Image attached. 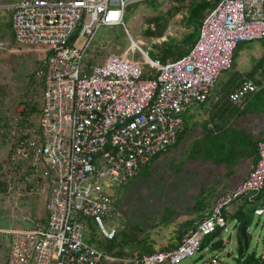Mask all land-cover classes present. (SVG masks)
I'll list each match as a JSON object with an SVG mask.
<instances>
[{"label": "built area", "instance_id": "built-area-1", "mask_svg": "<svg viewBox=\"0 0 264 264\" xmlns=\"http://www.w3.org/2000/svg\"><path fill=\"white\" fill-rule=\"evenodd\" d=\"M146 0H20L12 6L17 45L44 51V80L35 125L12 155L23 169L17 177L5 172L8 192L47 194L48 219L34 229H10L6 264H100L110 258L85 240V219L107 239L116 233L104 221L120 218L114 198L120 188L176 143L183 115L204 103L220 75L231 66L241 43L264 38V0H208L197 40L187 55L167 63L144 56L154 78H143L144 66L112 55L84 69L90 43L101 27L123 24L129 4ZM121 10L119 23L104 18ZM85 42L79 43L81 39ZM258 92L241 78L227 95L240 107ZM247 177L217 197L210 214L171 248L128 258L126 264H225L211 253L207 236L225 230L223 215L246 198L257 202L254 215L264 216V140ZM263 264V263H258Z\"/></svg>", "mask_w": 264, "mask_h": 264}, {"label": "rangeland", "instance_id": "rangeland-1", "mask_svg": "<svg viewBox=\"0 0 264 264\" xmlns=\"http://www.w3.org/2000/svg\"><path fill=\"white\" fill-rule=\"evenodd\" d=\"M17 1L0 0V18L5 17L6 14L8 15L13 4ZM172 3L169 0H146L129 4L125 10L121 26L101 27L95 33L90 43V54H94L92 53L93 51L97 52L96 62L99 63L112 55L126 53L129 60L146 67L143 54L132 45L131 40L134 45L137 44L146 55L150 56L153 44H161L164 38H147L143 36L142 32L149 27L153 29V25L150 23L151 18L157 12H167L173 6ZM183 10L175 19L173 17L170 18L164 35L168 39V36H172L173 41H178L181 38L179 33L184 27L182 18L185 17L184 12L186 11L185 9ZM1 21L4 22V18H1ZM10 39L8 41H0V117L2 119L10 118L9 120L13 121L24 109L23 103L17 105V102L23 99L25 76L35 70L36 62L43 61L44 51L36 46L13 44ZM82 41L85 42L86 39H81L79 43H82ZM246 44V48L240 53L236 62V67L220 75L209 97L208 101L210 102L207 101L210 103L208 104L210 110H207L205 118L199 112L198 116L195 117V122L202 123L204 119H207V121H213L218 126L222 124V121V126L236 123L231 118H227L229 111L234 106L229 105L227 102L226 97L229 92L226 91L225 86L232 81V79H229L236 73L239 78L233 86L234 89L241 78L247 77V74L254 68L255 60L261 58L263 54L260 42L252 41ZM217 106L220 107L219 111H217ZM244 107L245 105L243 104L235 108L241 110ZM11 116H13L12 119ZM253 123L254 131L261 130L264 134V119L255 118ZM198 135L199 133H196V130L192 132L186 139L185 145ZM11 144L10 138L6 140V143H2L0 136V174L1 172H6L5 161ZM183 150L185 151L186 149L177 147L158 157L149 166L148 178L144 177L145 175L143 174H146L144 171L119 196L115 195L118 201L116 208L120 213V218L112 219L109 223L104 221V224L107 230L114 228L116 233L118 232V244L120 243L118 251L125 255L121 256V258L112 256L100 247L99 249L102 252L115 258V260L103 258L100 264H126V259L130 258L126 254L131 252V246L132 248H138L135 240L143 239L151 251L176 243L178 241L176 232L180 226L188 221L199 220V212L195 209L196 202L201 198L204 203L209 201L210 196L208 194H203L202 197L199 196L200 188L204 182H206V188L214 185L216 194L223 190V184L229 182L223 178L220 184H216L218 177L208 179L207 175L209 168H211L210 166L205 169L200 167L199 171L196 169L197 165L187 164L184 169H181L180 163L183 159ZM175 167L178 172H176ZM219 172L220 170H216L217 174ZM246 173L239 176L240 180L245 177ZM203 177L205 178L204 182L202 181ZM40 191L41 188L28 194L2 193L0 191V264L9 255V235L6 233L7 230L34 229L42 225V220L48 218L47 203L49 201L47 194L45 191L42 193ZM214 197L215 195L211 197L210 202L213 201ZM231 213L233 214L234 211H231ZM243 217L249 223L246 231L247 248H245L243 239L239 238L238 220L235 217L227 216L225 230H222L219 237L214 239L215 241L220 239L222 246L212 252H206V256L214 253L225 264H242L240 258L249 255H255L256 258L260 257L264 261V216L258 217L254 215L253 208L247 206L244 209ZM88 221V224L84 222L85 238L104 246L106 243L105 237L91 220ZM125 244L127 245L125 246ZM136 248L133 252L139 253L141 250ZM182 264H191V261L184 260Z\"/></svg>", "mask_w": 264, "mask_h": 264}, {"label": "trees", "instance_id": "trees-1", "mask_svg": "<svg viewBox=\"0 0 264 264\" xmlns=\"http://www.w3.org/2000/svg\"><path fill=\"white\" fill-rule=\"evenodd\" d=\"M20 1V0H18ZM17 1V2H18ZM172 1V5L170 9L165 12H157L155 16H153L150 21L151 25H153V29L147 28L142 32L144 37L151 38V39H160L164 37L166 32V27L170 22V18H174L176 15L183 12L185 9L186 13L185 17L183 18L182 24L183 26L190 30L189 33L184 35L180 40L173 41L172 39H168L163 41L161 44H153V50L151 51V55L148 56L152 60H157L160 63L164 64L167 62L175 61L185 55L188 54L190 49L195 44L198 31L201 25L203 18L205 17L207 11L211 7V2L208 0H169ZM16 2V3H17ZM187 4V5H186ZM187 6V7H186ZM12 8H11V11ZM5 15L4 22L1 21L0 18V41H8L11 40L13 44H16L13 31H12V13ZM260 42L261 47L263 48V54L261 58L255 60L254 68L247 74V77L252 79L255 85L259 88L258 92L252 96L248 102L245 104V107L240 109L233 108L229 111L227 118H231L233 121H236L235 124H231L222 126V124L218 126V124L214 123L213 121H207L204 119L202 123H198L192 121L190 119L183 120V127L181 131L178 133V137L176 143L171 146L167 152H170L172 149L177 147H182L183 149V159L181 160L180 167L181 169L185 168L187 164H195L198 167L197 170L200 171V167L205 169L207 167H211L208 170V179H212L213 177H218V180L215 182L216 184H220L221 180L224 178L228 180L227 184H223V190L219 193H215L214 189L215 186L212 185L211 187L206 188L203 177L204 184L200 188L199 196L202 197L203 194H208L210 196L209 201L204 203V200L201 198L196 202L195 209L198 210L199 216L197 221H188L185 222L180 226V228L176 232V239L179 241L180 238L188 232L190 229L194 228L197 223H199L203 218L210 214L211 208L213 203L217 197H219L224 192L231 190L232 186L235 182L240 179V175L244 173H249L248 171L251 170L252 166L256 163L257 160V145L260 141L264 140V134L261 130L254 131V123L253 121L256 119H264V38L258 40ZM250 43V42H247ZM246 43L239 44L233 52L232 61L230 69H234L236 67V62L240 56V53L246 48ZM91 51L88 52L85 60H84V69L89 70L92 66L97 65L99 63L96 62V58L98 57L97 52H92L94 54H90ZM37 66L35 70L28 74L26 77V82L24 85V93L22 96V100L17 102V105L23 103L24 109L22 112L16 116L13 121H10V118L2 119L0 117V136L2 143H6V140L10 138L11 140V147L6 157V172H11L17 177L19 174L22 176L25 174L23 169L20 165L13 164L11 157L16 152L17 144L20 139L24 136L25 129H28L35 125L36 119L39 114L38 105H39V98L43 91L44 80L41 74L43 61L36 62ZM154 70H151L149 66L144 67V74L143 78H154ZM239 77L236 73H234L229 80L232 79L231 82L226 84L225 88L226 91L231 93L241 82V79L237 83V86L233 89L235 82ZM228 80V81H229ZM1 89V88H0ZM228 93V94H229ZM1 99V95H0ZM205 105V104H204ZM230 105V104H229ZM209 108L205 107V112H207ZM220 110V107L217 106V111ZM209 111V110H208ZM13 116H11V119ZM205 118V117H204ZM13 122V124H12ZM212 124V126L210 125ZM223 127V128H222ZM196 130V133H199L197 137H195L190 143L185 145L186 139L190 136L192 132ZM166 152V153H167ZM163 153V154H166ZM163 154H159L152 159L150 164L144 167L136 177L129 180L124 186H122L117 193L119 196L124 189L128 188L133 181H135L143 172L145 171L146 174L144 177H149V169L150 165L156 160L158 157L162 156ZM248 166V169H247ZM1 168V164H0ZM245 169V170H244ZM176 172H178L177 168L175 167ZM216 170H220L219 174L216 173ZM244 170V171H243ZM207 171V169H206ZM5 172H1L0 174V191L2 193H9L8 192V185L5 183L3 177ZM23 177V176H22ZM212 177V178H211ZM207 178V177H206ZM225 187V188H224ZM31 186L24 190V194H28ZM214 197L213 201L210 202L211 197ZM197 196V197H199ZM118 201L114 198V207L116 206ZM247 206H251L253 211L255 207L258 206V203L249 202L246 198L243 199L241 203L237 206V209L234 213L224 212L223 215L226 219L227 216L235 217L238 220L239 230L241 226L248 227V221L244 220L243 212ZM48 219V218H47ZM46 220H42L41 224L44 225ZM90 219H85L87 222ZM89 222V221H88ZM87 222V224H88ZM227 222V221H226ZM88 226V225H87ZM221 229H217L213 234L207 236L203 242V246L206 244L212 243L211 250L214 251L216 248H220L222 246V242L219 240L215 241L216 237H219L221 234ZM247 235V233H246ZM241 239V237H239ZM106 239L105 245H100L99 243H95L92 240H85L92 245H95L98 249L101 247L102 250L108 252V254L112 256H123L124 253L118 251V232L115 233V236L112 239ZM178 241L168 247L164 248H171L174 247ZM136 245L138 248L131 246V252H128L126 255L133 257L135 254L141 255L145 253H151L150 247L146 244L143 239L135 240ZM127 244H125L126 246ZM136 249H140L139 253L133 252ZM163 249V248H160ZM100 250V249H99ZM240 253L241 247H240ZM240 262L242 264H258L263 263L264 261L258 257L256 258L255 255H249L246 257H241ZM6 262L2 264H6Z\"/></svg>", "mask_w": 264, "mask_h": 264}, {"label": "crops", "instance_id": "crops-1", "mask_svg": "<svg viewBox=\"0 0 264 264\" xmlns=\"http://www.w3.org/2000/svg\"><path fill=\"white\" fill-rule=\"evenodd\" d=\"M14 5V4H13ZM179 15V14H178ZM186 15V13L184 14V16ZM177 16V15H176ZM175 16V17H176ZM175 17H174V19H175ZM183 19V18H182ZM175 23V22H174ZM190 32V30H188V29H186L185 27H183V30L181 31L180 30V35H181V38L184 36V35H186L187 33H189ZM198 33H199V31H198ZM170 39H172V36H168ZM164 38V39H163ZM167 38V36L165 37H162V39H163V41H166V40H168V38ZM180 38V39H181ZM179 39V40H180ZM1 43V42H0ZM146 54V53H145ZM148 56V55H147ZM246 78H248V77H246ZM248 79H250V78H248ZM250 80H252V79H250ZM253 81V80H252ZM254 82V81H253ZM255 84V83H254ZM214 90V89H213ZM213 90L210 92V94H209V96H208V99L204 102V103H201V104H199V105H197V106H195V107H193L192 109H190V110H188V111H186L185 113H184V115H183V120L184 119H190V120H192V121H195L196 119H195V117L196 116H198V114H199V112H201V114H202V117L204 116L205 117V115L207 114V112H205V107L207 106V107H209V105L208 104H210V103H208V102H210V101H208L209 100V97H210V95L212 94V92H213ZM258 90H259V88H258ZM208 101V102H207ZM228 102V101H227ZM248 102V100H246V102H244L243 104L245 105L246 103ZM205 104V105H204ZM228 104H230L229 102H228ZM231 106H234V105H232V104H230ZM234 107H238V106H234ZM209 110H210V107H209ZM211 126H212V124H210ZM261 142V141H260ZM249 172V171H248ZM247 175H248V173H246V175H245V177L242 179V180H238L237 182H235L234 184H233V186H232V189L233 188H235L237 185H239L246 177H247ZM231 189V190H232ZM239 205V204H238ZM238 205H233V206H231L230 207V210L228 211V212H230L231 213V211H235L236 209H237V206ZM46 224V222L44 223V225ZM111 257V256H110ZM111 258H113V259H115L114 257H111ZM119 258H121L120 256H119ZM6 260H8V257H7V259ZM6 260L5 261H3V263L4 262H6ZM127 260V259H126Z\"/></svg>", "mask_w": 264, "mask_h": 264}, {"label": "clouds", "instance_id": "clouds-1", "mask_svg": "<svg viewBox=\"0 0 264 264\" xmlns=\"http://www.w3.org/2000/svg\"><path fill=\"white\" fill-rule=\"evenodd\" d=\"M121 15H122L121 10H112L108 12V14L105 16L104 23L109 26L118 24Z\"/></svg>", "mask_w": 264, "mask_h": 264}, {"label": "water", "instance_id": "water-1", "mask_svg": "<svg viewBox=\"0 0 264 264\" xmlns=\"http://www.w3.org/2000/svg\"><path fill=\"white\" fill-rule=\"evenodd\" d=\"M246 231H247V228L245 226H241V228H240V237L245 242V248H247V245H246V240H247Z\"/></svg>", "mask_w": 264, "mask_h": 264}]
</instances>
